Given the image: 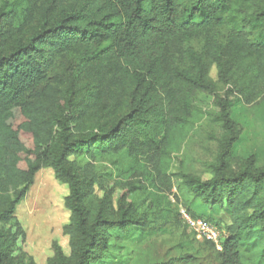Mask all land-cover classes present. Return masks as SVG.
Instances as JSON below:
<instances>
[{
    "label": "trees",
    "instance_id": "trees-1",
    "mask_svg": "<svg viewBox=\"0 0 264 264\" xmlns=\"http://www.w3.org/2000/svg\"><path fill=\"white\" fill-rule=\"evenodd\" d=\"M21 4L0 6V264H25L14 255L23 235L15 213L44 167L68 187L70 212L71 254L58 249L50 264H101L112 233L152 229L149 199H115L94 163L126 154L144 161L142 176L152 166L166 179L164 162L190 124L182 99L197 93L216 99L226 136L211 177L183 173L180 191L226 207L231 220L221 249L197 241L215 251L216 264H264V167L250 156L232 168L243 133L232 98L249 105L264 91V0ZM213 67L223 94L210 81ZM80 156L91 162L81 166ZM193 262L187 254L156 264Z\"/></svg>",
    "mask_w": 264,
    "mask_h": 264
},
{
    "label": "rangeland",
    "instance_id": "rangeland-1",
    "mask_svg": "<svg viewBox=\"0 0 264 264\" xmlns=\"http://www.w3.org/2000/svg\"><path fill=\"white\" fill-rule=\"evenodd\" d=\"M2 2L0 0V6ZM27 5L28 0H24L21 7ZM210 81L224 93L226 89L219 83L215 67L210 72ZM261 91L259 98L249 105L238 95L232 98V119L243 128L233 153L234 170L239 169L250 156H255L257 166L264 167V91ZM182 112H187L190 124L175 147L179 152L174 151L164 162L166 179L157 180L152 166H147V173L142 176L144 161L126 154L101 158L94 163L108 187L114 188L115 199L125 192L130 198L141 196L149 199L148 207L154 211L152 229H138L126 236L112 233L110 249L101 264H156L187 254L194 257L193 264H216L215 251L197 241L182 219L179 207L187 209L190 206V213L195 217L220 225L222 235L231 224L230 210L191 201V197L180 191V185L183 173H191L204 180L211 177L209 166L214 163L226 134L214 97L205 93L184 96ZM89 162L85 156L77 158L81 166ZM67 195L68 187L56 179L51 168L39 170L33 186L15 213L23 233L14 248L19 261L50 264L58 249L66 257L70 256L69 237L64 231L70 219V212L64 204ZM101 196L102 191L97 189L94 203ZM6 227L10 229L11 225ZM251 256L253 261L258 259L257 254Z\"/></svg>",
    "mask_w": 264,
    "mask_h": 264
},
{
    "label": "built area",
    "instance_id": "built-area-1",
    "mask_svg": "<svg viewBox=\"0 0 264 264\" xmlns=\"http://www.w3.org/2000/svg\"><path fill=\"white\" fill-rule=\"evenodd\" d=\"M180 214L197 240L209 241L213 243L217 249H221L223 235L218 226L202 219L193 218L183 207H180Z\"/></svg>",
    "mask_w": 264,
    "mask_h": 264
}]
</instances>
